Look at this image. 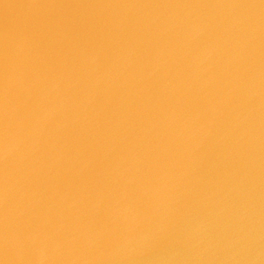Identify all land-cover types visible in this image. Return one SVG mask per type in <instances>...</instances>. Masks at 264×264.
Segmentation results:
<instances>
[{"label":"water","instance_id":"water-1","mask_svg":"<svg viewBox=\"0 0 264 264\" xmlns=\"http://www.w3.org/2000/svg\"><path fill=\"white\" fill-rule=\"evenodd\" d=\"M0 264H264V0H0Z\"/></svg>","mask_w":264,"mask_h":264}]
</instances>
